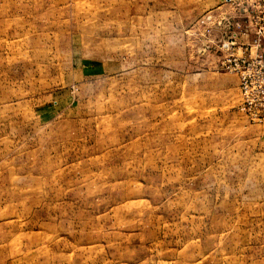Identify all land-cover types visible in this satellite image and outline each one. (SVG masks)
Instances as JSON below:
<instances>
[{
    "label": "rangeland",
    "instance_id": "374dc122",
    "mask_svg": "<svg viewBox=\"0 0 264 264\" xmlns=\"http://www.w3.org/2000/svg\"><path fill=\"white\" fill-rule=\"evenodd\" d=\"M253 1L0 0V264H264Z\"/></svg>",
    "mask_w": 264,
    "mask_h": 264
},
{
    "label": "built area",
    "instance_id": "2783aa9c",
    "mask_svg": "<svg viewBox=\"0 0 264 264\" xmlns=\"http://www.w3.org/2000/svg\"><path fill=\"white\" fill-rule=\"evenodd\" d=\"M244 10L249 23L244 29L238 21L241 29L225 41L229 52L224 65L239 76L240 104L248 119L260 122L264 120V0L249 2Z\"/></svg>",
    "mask_w": 264,
    "mask_h": 264
}]
</instances>
